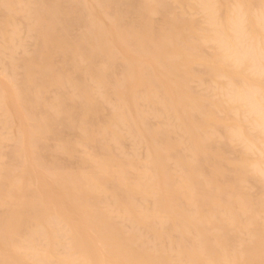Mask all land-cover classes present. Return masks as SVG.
<instances>
[{
    "label": "bare ground",
    "instance_id": "obj_1",
    "mask_svg": "<svg viewBox=\"0 0 264 264\" xmlns=\"http://www.w3.org/2000/svg\"><path fill=\"white\" fill-rule=\"evenodd\" d=\"M90 2L93 10L85 0H0V49L7 51L12 72H22L6 86L9 101L27 125L19 139L27 168L23 159L15 167L8 163L11 169L0 167V244L11 254H0V264H264V200L247 191V185L264 191V171L242 163L251 140L240 126L218 124L213 112L215 121L208 120L206 108L190 102L196 92L179 70L196 51L188 40L199 35L208 42L202 49L214 44L213 60L233 72L248 71L222 93L252 119L247 131L264 139L263 32L252 30L238 7L222 22L214 0ZM182 4L200 11L208 29L175 16L173 6ZM257 14L260 24L263 12ZM22 30L34 51L22 48L23 57L14 61ZM107 106L110 115L103 121ZM177 109L193 121V132L184 130ZM65 132L75 134L74 143ZM71 158L79 162L77 172ZM16 169L32 173L38 185L55 186L71 216L53 205L49 210ZM11 191L19 193L13 203L6 202ZM41 243L44 256L36 257L32 251ZM22 248L32 252L23 256L26 261L19 256Z\"/></svg>",
    "mask_w": 264,
    "mask_h": 264
},
{
    "label": "rangeland",
    "instance_id": "obj_2",
    "mask_svg": "<svg viewBox=\"0 0 264 264\" xmlns=\"http://www.w3.org/2000/svg\"><path fill=\"white\" fill-rule=\"evenodd\" d=\"M182 1H184V3H189V5H193V3L195 4V1L196 0H182ZM232 2V3H230V2ZM258 1V4H256L257 2L255 1V0H214V5H215V10H216V8H217V11H219V12H221V13H219V12H217L216 11V13H218L217 15H218V17L220 18V20L222 21V22H224V21H227V20H229V19H226V18H231V17H233L234 16V10L233 9H237V7H238V9L241 11V13H244L245 15H247L248 16V18H249V21H250V27L253 25V27H251V28H253L252 30H255V31H257L259 34L260 33H262L263 32V34H260V37H261V39H262V36H264V30H262L261 28L262 27H258L259 25L260 26H262V24L264 23V21L262 22L261 21V23L260 24H258L257 23V20H255L256 19V17L258 16V12H263V20H264V0H257ZM85 2L87 3L86 5L88 6V8L89 9H91V10H93L94 9V7H93V4H92V2H90V0H85ZM251 2H252V4H253V2L256 4V5H258V6H255L254 4V6L251 4ZM88 3H89V5H88ZM183 3V2H182ZM192 3V4H191ZM218 3V4H217ZM229 3H230V5H229ZM246 3L249 5H246ZM226 4V5H225ZM239 4V5H238ZM184 5V6H183ZM230 7H229V6ZM263 5V6H262ZM226 6V7H225ZM91 7V8H90ZM188 7V6H187ZM186 7V5L185 4H182V6H178V5H174L173 6V14L175 15V16H177L178 14V16H183V17H185V18H188V19H191V20H194L195 22H198L197 24L198 25H200V27L202 28V27H205V29L207 30L208 28V26H206L205 24L202 26L201 24L203 23V20H202V18H203V15L200 13V11L199 12H197V10L195 9V7H192L191 9L190 8H187ZM229 7V8H228ZM233 7V8H232ZM250 7V8H249ZM251 7H257L256 9L254 8V13H256L255 14V17H254V19H253V17L252 16H254L253 14V12L251 13V10L253 11V9L251 8ZM259 7H260V9H259ZM220 8V9H219ZM223 8V9H222ZM232 8V9H231ZM245 8V9H244ZM244 9V10H243ZM249 9V10H248ZM260 11H259V10ZM221 10V11H220ZM223 10V11H222ZM232 10H233V12H232ZM229 11V12H228ZM258 11V12H257ZM225 12V13H224ZM232 12V13H231ZM229 13H230V17H228V15H229ZM219 15H222V17H220ZM231 15H233V16H231ZM227 16V17H226ZM157 19H159V18H161V17H159V16H154V18L153 19H155L154 21H155V23H157V21H158V23L161 21V19L160 20H157L156 21V18ZM128 18V17H127ZM125 19V22H127V23H130V21H131V18L129 17L128 19ZM204 19V18H203ZM199 20V21H198ZM253 22V24L251 25V23ZM15 23L16 24H21V18L19 17V16H16L15 17ZM256 24H258V26H256ZM259 28V29H258ZM263 28H264V24H263ZM75 31H77L78 30V32L77 33H79L80 32V30H79V28H77V29H74ZM262 30V31H261ZM24 30H22L21 31V33L23 34L22 36H20L21 37V40H20V42H21V44H22V46H21V48L16 52V54H15V58H14V61H18L20 58H22L23 57V55H22V48H25V50L26 49H28V50H30V52L32 51V49H34V44L33 43H31L30 41V37H29V39H28V37L26 38L25 37V33L23 32ZM75 31H73L74 33H75ZM72 32V33H73ZM80 34V33H79ZM73 35V34H72ZM262 35V36H261ZM73 36H79V35H73ZM198 37L202 40V42H201V40L199 39V38H197L195 41H192V42H190V40H188V43H189V45L191 46V47H193V49H195L196 51H194L195 53H196V55H194L195 53H192L191 54V56L190 55H188L187 56V58H185V64L183 65V67H180V72L182 73L183 72V75H184V78H185V81H186V86L188 87V85L190 84V83H192L191 85H189V87H190V90L192 91V90H194V92H196V94H192V92L190 93L191 94V96H190V102L192 103V104H201L202 106H204L205 108H206V110H207V115H208V120H210V118H212L213 117V115L215 116L214 118L216 119V122L218 123V124H221L222 126H223V124H224V128L226 129H228V128H232V129H235V128H239V126L241 127V128H239L238 130L239 131H241V133L243 134V137H245V139L246 140H251V143L249 144V153L247 152V155H248V157L245 155L244 156V160H243V165L245 166V168H247V169H251V165L250 164H253L252 166L254 167V166H257V168L258 169H261L262 171H264L263 170V168L260 166V165H263L264 164V155H263V153H262V150H263V148H264V139H261L260 137H259V135L257 134V132L254 130L253 132L252 131H247V130H251L252 128H253V121H250V120H252V119H248L249 117H247V115L245 114V113H243V111H242V108L241 107H239L237 104H236V106L239 108H237L236 109V106H235V104L234 103H232V102H230V101H227L228 99H227V95L225 96V94L224 93H222L223 92V89H224V92H226L227 90H228V87H226V86H228L229 85V83L231 82V81H233L234 79L236 80V79H243L244 77H246L247 75H248V71H244V70H242V71H239V72H233L232 70V68H230V67H227V66H223V65H220L219 64V62H217L216 60H213L212 58H211V56L214 54V44H205V45H203V49H202V43L204 44V43H208V42H206V41H203L204 40V38L202 39L199 35H198ZM30 40V41H29ZM198 40H200V41H198ZM195 42H196V44H195ZM198 42H200V45H199V43ZM33 46V48L31 47V45ZM195 44V45H194ZM211 45H213V46H211ZM31 48V49H30ZM34 51V50H33ZM32 51V52H33ZM30 52H28V53H30ZM200 52H202V53H200ZM203 52H204V55H203ZM6 53H7V51L6 50H4V49H0V84L1 85H4V87L5 88H3V86H1L0 85V96H1V98H2V103H0V167L1 168H5V166H7L8 165V163H13V165H11V166H14V165H18V164H16L17 162H16V159H17V161L19 162V160H20V163L21 162H23L22 161V159L24 160V164H23V166H24V168L26 169L27 168V159L25 158V154H24V151H22V149L23 148H21V146H20V141H19V139L21 140V138H22V134H24V132L23 131H27L26 129H27V125L25 124V122L23 121V119L22 118H20L21 116L19 115L20 113H18L16 116H15V109H12V107L14 108V104L13 103H11L9 100H10V96H9V90H8V88L7 87H9V83H11L12 81H11V78L13 77V79H14V77L15 78H20V77H22V76H20V74H18L19 73V71L21 72V70H19V69H17V71H14V72H12V70L9 68V65H7V59H6V57H7V55H6ZM27 53V52H26ZM198 53H200V54H198ZM199 56H198V55ZM201 55V56H200ZM210 57H208V56ZM204 56H206V58L204 57ZM202 57H204V58H202ZM8 58V57H7ZM191 59H193V60H191ZM206 59H208V60H206ZM211 59V60H210ZM56 62H55V61ZM54 65L56 66H58V65H60V62H61V60L59 59V61L60 62H57V60H58V58H54ZM192 61V62H191ZM194 61V62H193ZM199 61V62H198ZM214 61V62H213ZM187 62V63H186ZM201 62V63H200ZM210 62V63H209ZM212 62V63H211ZM194 63V64H193ZM207 63V64H206ZM9 64V63H8ZM213 64V65H212ZM193 68H192V67ZM212 66V67H211ZM209 67V68H208ZM190 68H192V69H194V71H190ZM227 68V69H226ZM195 69H197V70H195ZM211 70V71H213V74H207L206 72H205V70ZM203 70V71H202ZM231 70V71H230ZM198 71V72H197ZM203 73H202V72ZM207 71V72H208ZM195 72H197V73H194ZM199 72H201V73H199ZM22 73V72H21ZM192 73L194 74V75H192ZM205 73V74H204ZM225 73V74H224ZM244 74V76H243V74ZM204 74V75H203ZM227 74V75H226ZM242 74V75H241ZM246 74V75H245ZM22 75V74H21ZM189 75V76H188ZM233 75V76H232ZM201 76H202V78H201ZM207 76H209V77H207ZM210 76H211V78H210ZM228 76V77H227ZM238 76V78H233V77H237ZM195 78V79H194ZM215 78V79H214ZM217 78H219V80H217ZM220 78H222V79H220ZM198 79V80H197ZM202 79V80H201ZM214 79V81L212 82L211 80H213ZM224 79H226V80H224ZM19 80V79H18ZM201 80V81H200ZM188 81V82H187ZM211 81V82H210ZM194 82H196V83H194ZM198 82H199V84H198ZM201 82V83H200ZM216 82V83H215ZM221 82V83H220ZM8 83V84H7ZM188 83V84H187ZM213 83V84H212ZM217 83H219V84H217ZM217 85V86H216ZM218 85H219V87H220V89H219V87H218ZM7 86V87H6ZM218 88V90H220L219 92H218V90L217 89H214L213 90V88ZM2 88V89H1ZM187 89H189V88H187ZM212 90V91H211ZM222 90V91H221ZM226 90V91H225ZM211 91V92H210ZM2 92V93H1ZM3 92H4V94H3ZM6 92V93H5ZM193 92V93H194ZM217 92V93H216ZM222 94H221V93ZM212 93V94H211ZM227 93V92H226ZM5 95V96H3V95ZM221 94V95H220ZM200 96V98H199V96ZM212 95L213 96H215L216 97V99H214L213 101H211L212 100ZM203 96V97H202ZM219 96H221V98L219 97ZM225 96V97H224ZM202 98H204V99H202ZM217 98H219V99H217ZM7 99V100H6ZM194 99V100H193ZM208 99V100H207ZM209 99H210V101H209ZM199 100V101H198ZM224 100V101H223ZM195 101V102H194ZM220 101L222 102V103H220ZM209 102V103H208ZM224 102V103H223ZM227 102V103H226ZM215 103H216V105H215ZM220 103V104H219ZM205 104H208V106L206 105L205 106ZM227 104V105H226ZM7 107H6V106ZM11 105H13V106H11ZM17 106V105H16ZM15 106V107H16ZM220 106V107H219ZM207 107H209L208 109H207ZM211 107H213L214 109H212ZM225 107V108H224ZM108 106H107V111H104V110H106V109H104L103 111H102V114H101V118H103L102 120L103 121H106L107 119H108V116L110 115V113H109V111H108ZM111 108V107H110ZM109 108V109H110ZM223 111H222V110ZM241 109V110H240ZM20 109H19V107L17 106L16 107V113H17V111L18 112H20L19 111ZM228 110V111H227ZM232 110H234V114H236V115H234L233 114V111ZM235 111H238V112H235ZM106 112H108V113H106ZM128 112H129V114H131L132 115V111H131V109H128ZM177 112H178V114H179V116H180V118H181V121H182V123H183V128H184V130L186 131V132H188V133H190V132H193V130H194V127H193V121L189 118V117H187V116H185L184 115V111H183V113H182V111L180 110V109H177ZM214 114H213V113ZM241 112V113H240ZM223 113V114H222ZM229 115H228V114ZM232 113V114H231ZM243 113V114H242ZM105 114V115H104ZM213 114V115H212ZM220 114V115H219ZM230 114L231 115H233V116H230ZM218 115V116H217ZM221 115H224V116H221ZM241 115V116H240ZM244 117H243V116ZM184 116L186 117V118H184ZM19 117V118H18ZM221 117L223 118L222 120H220L221 119ZM227 118V120H226V118ZM214 118H212L211 120H214L215 121V119ZM220 118V119H219ZM242 118V119H241ZM245 118V119H244ZM187 119V120H186ZM190 120V122H188ZM218 120V121H217ZM236 120V122H234ZM237 120H239V121H237ZM242 120H246V121H244V122H247L248 123V125H247V123H244ZM228 121V122H227ZM221 122V123H220ZM232 122V123H231ZM237 122H239V123H237ZM251 122H252V125H251ZM20 123H22V124H20ZM100 123H102V122H100ZM190 123V124H189ZM226 124V125H225ZM243 124V125H242ZM245 124L247 125L246 127H245ZM22 125V126H21ZM229 125V126H228ZM238 127H237V126ZM251 126V128H250V126ZM6 126H8V127H6ZM21 126V127H20ZM244 126V127H243ZM234 127V128H233ZM247 127H249V128H247ZM193 128V129H192ZM243 128V129H242ZM21 129H23V131L21 130ZM245 129H246V131H245ZM208 130V129H207ZM21 132V133H20ZM248 132L249 133H251V134H248ZM255 132V133H254ZM70 133V134H69ZM68 134V135H67ZM65 137L68 139V140H70V138H71V135H72V138H71V142H75V134H73L72 132H65ZM252 135V136H251ZM255 135H258V136H256L255 137ZM218 136V135H217ZM250 136V137H249ZM222 138V137H221ZM256 139H258V140H256ZM259 139H261V140H259ZM222 140V139H221ZM16 141V142H15ZM220 141V140H219ZM17 142H19V143H17ZM49 142V146H51V144H52V146H53V143L51 142V141H48ZM47 142V143H48ZM130 142L131 141H126V142H124V151H125V154L126 153H128V154H130L129 152H130V150H131V145H130ZM259 145H258V144ZM16 145V146H15ZM48 145V144H47ZM54 146H55V143H54ZM234 147H232V148H234V149H236L237 147H238V149H240L239 148V146H237V144H235V145H233ZM262 148V150H261V148ZM253 147V148H252ZM77 150V152H75L74 154L76 155V157L74 156V158H75V160H77V159H80V154L82 153L81 152V149L79 148V149H76ZM141 150V151H140ZM139 150V156L141 157V158H143V156L144 155H142L143 154V152H142V149H140ZM256 150H257V152H256ZM112 151H114V150H112ZM251 151H252V153L253 154H251L253 157H249V154L251 153ZM254 151V152H253ZM258 151H260V153H261V155L258 153ZM9 152H10V154H9ZM81 152V153H80ZM234 152H236V150H234ZM255 152L256 153H258V154H255ZM6 153H8V154H6ZM23 153V154H22ZM124 153V152H123ZM236 153H238V150H237V152ZM12 154V155H11ZM73 154V155H74ZM141 154V155H140ZM144 154H145V152H144ZM6 155H7V158H6ZM10 157H9V156ZM22 155V156H21ZM236 155H238V154H236ZM250 155V156H251ZM16 157L15 159H14V157ZM80 156V157H79ZM255 156V157H254ZM258 156H260L259 158H258ZM11 157H13V159L11 158ZM23 157V158H22ZM83 157V156H82ZM232 155L230 156V158L232 159ZM8 158H11V160L10 159H8ZM49 157H47V160H49L48 159ZM74 158H71L70 160H72V161H70L73 165H75L73 168H75L76 167V172L78 171V170H80L79 168H80V165H79V168H78V164H79V162H76L75 160H73ZM77 158V159H76ZM248 158H250V159H248ZM82 159V158H81ZM230 159V160H231ZM246 159H248V160H246ZM255 160V162H257V164L258 165H255L254 163V161L253 160ZM10 160V161H9ZM259 160V161H258ZM61 161L63 162V160L62 159H60V163H61ZM74 161V162H73ZM68 163V161H67V165H69V166H67V165H65V163L63 162V165H65V166H67V169L68 168H70L71 166H72V164L71 163ZM253 162V163H252ZM6 163V164H5ZM15 163V164H14ZM75 163V164H74ZM249 163V164H248ZM77 165V166H76ZM15 167V166H14ZM72 168V167H71ZM71 168L69 169V170H71ZM72 168V169H73ZM78 168V169H77ZM5 169H11V167L9 168L8 166L5 168ZM249 169V170H250ZM17 170V174L21 177V179L23 180V182L26 184V185H30L31 187L33 186L36 190H37V193H36V196H37V198H38V200L40 201V202H43V199H44V202L43 203H45L46 204V207L49 209V210H52V208H53V206H54V209L53 210H56V209H59V210H61L62 211V213H63V211H64V213L66 214V215H64V213H63V216H65V217H68V216H71V214H70V209H69V207L65 204V202L62 200V202H61V200H60V192H59V190L55 187V186H51V187H47V186H42V185H38L36 182H34L33 181V179H34V177H33V175H32V173L30 174L28 171L26 172H24V170L23 169H16ZM22 170H23V172H22ZM75 174H76V172L75 171H73ZM21 173V174H20ZM23 173H25L24 175H23ZM72 173V172H71ZM73 173V174H74ZM31 175V177H30V175ZM29 178H30V181H31V183H29ZM27 179V180H26ZM263 184H264V182H263ZM247 186H249V187H247ZM246 187H247V191H248V193L250 194V196L252 197V198H254V197H257V195H258V198H261V199H263L264 200V191H261V192H259L258 193V188H260L259 187V185H257V187H256V185L255 186H250V185H247ZM261 186V185H260ZM245 187V186H244ZM10 188H12V187H10ZM10 188H8V189H10ZM41 188V189H40ZM255 189H257V192H256V190ZM51 192H50V191ZM50 192V193H49ZM251 192V193H250ZM15 193V194H14ZM48 193V194H47ZM53 193V194H52ZM11 194H12V196H13V198H12V196H11ZM11 194H10V196H8V199L6 198V202H10V203H13V202H15L16 201V198L18 197V192H16V191H11ZM43 194H45L44 196H43ZM55 194V195H54ZM257 194V195H256ZM50 195H51V197H50ZM15 196H16V198H15ZM50 198V199H49ZM13 199V200H12ZM50 200V201H49ZM46 201V202H45ZM61 204V205H60ZM53 205V206H52ZM60 205V206H59ZM58 206V207H57ZM52 207V208H51ZM60 207H62V208H60ZM2 207H0V213L2 214L3 212H1L2 210ZM5 210V209H4ZM0 214V215H1ZM71 220V219H70ZM69 221V220H68ZM72 222H73V220H71ZM42 243H44V242H42ZM39 244L40 246L38 247L39 249H36V250H34V251H32L33 252V254L36 256V257H42V256H44V253L42 252L43 251V248L42 247H44L43 246V244ZM45 244V243H44ZM19 250H22V251H24V252H22V255H21V253H19L20 251ZM17 252L20 254H18L23 260H25L24 258H27V257H23V256H25V254L27 253H29L30 255H31V253L32 252H30L31 251V249L30 250H28V251H25L26 250V248L24 249V248H22V249H19ZM0 254H3V255H7V256H10L11 254L6 250V248H5V246H2L1 244H0ZM27 254H26V256H27ZM28 259V258H27ZM26 261V260H25Z\"/></svg>",
    "mask_w": 264,
    "mask_h": 264
}]
</instances>
